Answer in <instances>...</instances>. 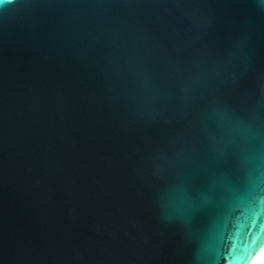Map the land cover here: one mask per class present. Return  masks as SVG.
<instances>
[{
	"label": "water",
	"instance_id": "obj_1",
	"mask_svg": "<svg viewBox=\"0 0 264 264\" xmlns=\"http://www.w3.org/2000/svg\"><path fill=\"white\" fill-rule=\"evenodd\" d=\"M238 142L240 192L194 212ZM264 246L262 0L0 5V264H250Z\"/></svg>",
	"mask_w": 264,
	"mask_h": 264
},
{
	"label": "snow or ice",
	"instance_id": "obj_2",
	"mask_svg": "<svg viewBox=\"0 0 264 264\" xmlns=\"http://www.w3.org/2000/svg\"><path fill=\"white\" fill-rule=\"evenodd\" d=\"M237 143H233L220 153L213 149V166L193 179L188 188V195L198 205L194 214H220L228 200L234 198L240 192L239 185L231 179V177L239 176V170L230 168L228 173L223 171L229 165L233 147Z\"/></svg>",
	"mask_w": 264,
	"mask_h": 264
},
{
	"label": "bare ground",
	"instance_id": "obj_3",
	"mask_svg": "<svg viewBox=\"0 0 264 264\" xmlns=\"http://www.w3.org/2000/svg\"><path fill=\"white\" fill-rule=\"evenodd\" d=\"M250 264H264V246L261 250L256 254Z\"/></svg>",
	"mask_w": 264,
	"mask_h": 264
},
{
	"label": "clouds",
	"instance_id": "obj_4",
	"mask_svg": "<svg viewBox=\"0 0 264 264\" xmlns=\"http://www.w3.org/2000/svg\"><path fill=\"white\" fill-rule=\"evenodd\" d=\"M13 0H0V5H4L5 3H12ZM262 2H264V0H262Z\"/></svg>",
	"mask_w": 264,
	"mask_h": 264
}]
</instances>
